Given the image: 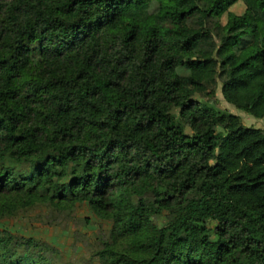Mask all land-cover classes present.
I'll list each match as a JSON object with an SVG mask.
<instances>
[{
  "label": "trees",
  "instance_id": "trees-1",
  "mask_svg": "<svg viewBox=\"0 0 264 264\" xmlns=\"http://www.w3.org/2000/svg\"><path fill=\"white\" fill-rule=\"evenodd\" d=\"M185 1L0 0V218L87 202L100 264H264V131L213 99L264 96V0ZM43 246L0 230V264Z\"/></svg>",
  "mask_w": 264,
  "mask_h": 264
},
{
  "label": "rangeland",
  "instance_id": "rangeland-1",
  "mask_svg": "<svg viewBox=\"0 0 264 264\" xmlns=\"http://www.w3.org/2000/svg\"><path fill=\"white\" fill-rule=\"evenodd\" d=\"M233 0H219L221 7H226ZM191 0H186L189 5ZM240 1L235 2L230 9L242 12ZM197 13L192 14L186 22H193ZM164 21L171 24L183 23L176 17H165ZM247 83L251 88H260L264 92V77L249 76ZM214 102L221 108L237 114L241 122L247 126H254L264 131V96L256 99L250 112L236 109L227 103L220 92V82L214 89ZM170 113L182 129L191 134V129L183 124L179 118V109L172 106ZM12 165L19 167L14 162ZM174 218V215L163 212L151 217V223L162 226ZM215 221L209 220L208 226L212 228ZM112 221L99 218L87 202L79 203L70 214L58 212L44 204H36L31 208L20 210L6 217L0 218V230H7L16 236H31L39 239L46 246L40 250H32L35 254L36 264H100L96 252L102 248L103 241L109 240ZM211 254L216 253L219 239L210 233Z\"/></svg>",
  "mask_w": 264,
  "mask_h": 264
}]
</instances>
